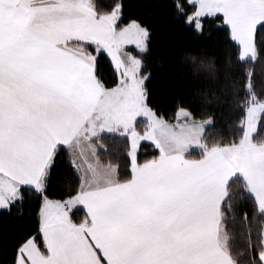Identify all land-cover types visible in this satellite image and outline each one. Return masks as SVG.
Masks as SVG:
<instances>
[{"label": "snow or ice", "instance_id": "snow-or-ice-1", "mask_svg": "<svg viewBox=\"0 0 264 264\" xmlns=\"http://www.w3.org/2000/svg\"><path fill=\"white\" fill-rule=\"evenodd\" d=\"M125 8L124 0H0V210L11 213L26 194L38 204L36 226L5 243L8 264H241L244 256L264 264V139L253 138L264 99L243 67L262 51L264 0L171 3L178 23L203 35L213 18L235 46L221 89L235 93L239 83L247 99L231 142H209L213 118L197 119L183 101L175 122L150 106L152 32L138 18L123 22ZM101 59L110 83L98 74ZM206 67L216 72L214 62ZM105 137L125 141V173L118 159L101 158ZM142 142L157 154L141 162ZM61 153L74 182L53 199ZM243 202L261 227L238 253L227 223ZM242 218L249 222L247 211Z\"/></svg>", "mask_w": 264, "mask_h": 264}, {"label": "trees", "instance_id": "trees-1", "mask_svg": "<svg viewBox=\"0 0 264 264\" xmlns=\"http://www.w3.org/2000/svg\"><path fill=\"white\" fill-rule=\"evenodd\" d=\"M124 3L126 8L123 22L127 18H138L152 32L151 50L145 57L144 69L150 73L147 81L150 106L172 121L178 102L183 101V106L190 107L197 119L213 118V124L205 132L209 142L221 138L226 142L238 139L242 134L239 122L244 118V101L247 97L239 83L235 93L221 89L222 84L228 83L224 81L225 62L230 55L233 58L236 56L235 46L228 39L226 26L213 18H207L204 22V34L198 35L177 22L171 8L172 0H124ZM257 45L262 48L258 60L254 64L249 61L243 67L252 70L255 91L264 99V32L257 34ZM209 62L215 63V73L206 67ZM97 71L103 79L111 82L113 71L107 61L101 59ZM236 79L242 80L239 75H236ZM253 138L264 139V113L259 116ZM105 142L109 151L104 153L101 150V158L107 161L111 157L113 162L118 159L121 173H125V141L105 137ZM138 151L141 162L157 154L147 142H142ZM70 181L74 182V177L69 157L66 153H61L49 181L50 198H61L68 190ZM37 210L35 199L29 198L27 194L22 206H13L11 213L0 210V264H8L6 256L11 254V247H5V243L36 226ZM245 211L249 216L247 224L242 218ZM82 215L83 212H77L74 218ZM227 227L234 237L233 249L239 253L244 251L248 242L249 229L251 242L256 244L261 224L259 220L252 221L251 210L247 202H243L237 206L235 219L229 218ZM246 260V256L241 257V264H246Z\"/></svg>", "mask_w": 264, "mask_h": 264}, {"label": "rangeland", "instance_id": "rangeland-1", "mask_svg": "<svg viewBox=\"0 0 264 264\" xmlns=\"http://www.w3.org/2000/svg\"><path fill=\"white\" fill-rule=\"evenodd\" d=\"M260 115H261V114H260ZM260 115H259V116H260ZM259 116H258V118H257V122H258ZM200 120H207V119H200ZM171 122H175V118H174V120L171 121Z\"/></svg>", "mask_w": 264, "mask_h": 264}, {"label": "crops", "instance_id": "crops-1", "mask_svg": "<svg viewBox=\"0 0 264 264\" xmlns=\"http://www.w3.org/2000/svg\"><path fill=\"white\" fill-rule=\"evenodd\" d=\"M173 120H174V119H173ZM173 120H172V121H173ZM82 162H83V161H81V163H82Z\"/></svg>", "mask_w": 264, "mask_h": 264}]
</instances>
